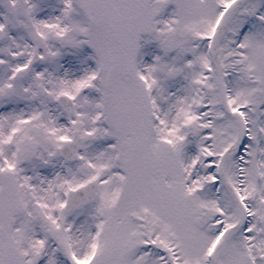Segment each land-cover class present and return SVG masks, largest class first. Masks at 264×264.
<instances>
[{"label": "snow or ice", "instance_id": "1", "mask_svg": "<svg viewBox=\"0 0 264 264\" xmlns=\"http://www.w3.org/2000/svg\"><path fill=\"white\" fill-rule=\"evenodd\" d=\"M0 264H264V0H0Z\"/></svg>", "mask_w": 264, "mask_h": 264}]
</instances>
